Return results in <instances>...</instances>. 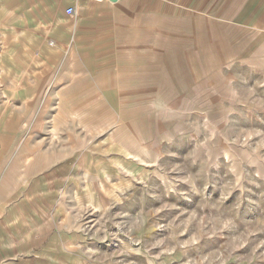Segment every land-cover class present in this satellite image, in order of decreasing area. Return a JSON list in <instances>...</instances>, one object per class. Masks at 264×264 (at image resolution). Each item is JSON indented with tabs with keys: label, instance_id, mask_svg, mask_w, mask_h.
<instances>
[{
	"label": "rangeland",
	"instance_id": "374dc122",
	"mask_svg": "<svg viewBox=\"0 0 264 264\" xmlns=\"http://www.w3.org/2000/svg\"><path fill=\"white\" fill-rule=\"evenodd\" d=\"M149 17L0 0V264H264V58Z\"/></svg>",
	"mask_w": 264,
	"mask_h": 264
},
{
	"label": "crops",
	"instance_id": "0c3cea01",
	"mask_svg": "<svg viewBox=\"0 0 264 264\" xmlns=\"http://www.w3.org/2000/svg\"><path fill=\"white\" fill-rule=\"evenodd\" d=\"M96 1L103 5L104 11L125 12L135 8L141 14H149L157 31L161 28L184 44L188 43L195 49L194 56L218 60L264 58V0ZM127 42L135 46L132 38ZM134 46L124 55L135 58L136 64L138 59V66L142 67L144 55ZM143 67L145 70L146 66ZM125 69L127 67L120 71Z\"/></svg>",
	"mask_w": 264,
	"mask_h": 264
},
{
	"label": "built area",
	"instance_id": "2783aa9c",
	"mask_svg": "<svg viewBox=\"0 0 264 264\" xmlns=\"http://www.w3.org/2000/svg\"><path fill=\"white\" fill-rule=\"evenodd\" d=\"M75 12H76V8L74 6L70 5V6L66 7L67 15H73V14H75ZM185 264H198V263L188 262Z\"/></svg>",
	"mask_w": 264,
	"mask_h": 264
},
{
	"label": "water",
	"instance_id": "95a60500",
	"mask_svg": "<svg viewBox=\"0 0 264 264\" xmlns=\"http://www.w3.org/2000/svg\"><path fill=\"white\" fill-rule=\"evenodd\" d=\"M112 1H117V0H112Z\"/></svg>",
	"mask_w": 264,
	"mask_h": 264
}]
</instances>
